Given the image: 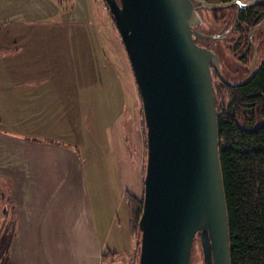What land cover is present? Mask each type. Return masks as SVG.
<instances>
[{
    "label": "crops",
    "instance_id": "1",
    "mask_svg": "<svg viewBox=\"0 0 264 264\" xmlns=\"http://www.w3.org/2000/svg\"><path fill=\"white\" fill-rule=\"evenodd\" d=\"M34 9L0 21V182L8 209L0 228L6 219L15 226L12 264H103L107 249L121 254L133 241L118 215L101 236L79 143L88 142L92 94L112 65L97 53L99 23L90 16L91 30L77 32L73 18Z\"/></svg>",
    "mask_w": 264,
    "mask_h": 264
},
{
    "label": "water",
    "instance_id": "2",
    "mask_svg": "<svg viewBox=\"0 0 264 264\" xmlns=\"http://www.w3.org/2000/svg\"><path fill=\"white\" fill-rule=\"evenodd\" d=\"M105 1L129 55L147 127L140 264H190L197 234L205 264H231L210 63L222 82L243 86L258 52L244 81H228L219 56L198 43L214 38L197 29L198 9L240 10L264 0Z\"/></svg>",
    "mask_w": 264,
    "mask_h": 264
},
{
    "label": "rangeland",
    "instance_id": "3",
    "mask_svg": "<svg viewBox=\"0 0 264 264\" xmlns=\"http://www.w3.org/2000/svg\"><path fill=\"white\" fill-rule=\"evenodd\" d=\"M37 6L45 11L42 15L57 14L73 18L74 30L77 32L91 30L88 26L89 16L98 22L101 51L97 53L100 56L103 54L101 58L104 57L112 65L109 73L106 72L108 80L104 78V82L101 81V87L95 91V94H92L90 112L86 120L90 125V131L83 133L84 139L88 142L83 145L84 148L79 143L80 151L85 155L83 156L92 190L95 218L103 237L102 224L109 227L116 215L119 217L118 222L122 220L128 226L129 213L127 214L126 203L128 193L140 199L144 198L148 146L147 127H144L143 102L136 89L132 66L127 62V59L129 62L130 60L124 42L120 39L119 30L112 23L106 2L103 0H0V21L2 16L23 15L22 11L35 10L34 7ZM25 12L26 14L31 13ZM237 14L238 9L233 6L217 10L204 9L201 11L203 21L198 26V30L206 34L217 36V34L225 33L224 40L213 43V47L222 57V73L225 74L223 76L232 83L246 77L253 56L251 49L248 54L249 60L240 62V55H243L248 44L241 45L243 40L239 42L240 35L234 30ZM259 26L247 35L257 46V67L264 59V21ZM0 27L3 28L1 22ZM1 37L2 34L0 39ZM201 41L199 39V42ZM109 44H113V47L110 48ZM237 45L240 49L234 50ZM2 51L0 41V54ZM115 57L117 58L114 59ZM105 68L106 66H103L101 71ZM91 75L95 76V73ZM98 76L96 75L95 79ZM0 114L4 116L2 111ZM3 125L4 123L0 122L1 128ZM85 145L87 150H85ZM4 189L5 187L0 182V216L2 215L1 209L3 210L1 203ZM141 240L142 235L140 239L138 237V241L141 242ZM132 250H137L135 240L128 251ZM138 251L140 255L141 243ZM128 261V255L121 253V256H118L112 264H128ZM190 264H205L199 237L194 241Z\"/></svg>",
    "mask_w": 264,
    "mask_h": 264
},
{
    "label": "trees",
    "instance_id": "4",
    "mask_svg": "<svg viewBox=\"0 0 264 264\" xmlns=\"http://www.w3.org/2000/svg\"><path fill=\"white\" fill-rule=\"evenodd\" d=\"M206 1L224 3L232 0ZM110 17L118 29L111 12ZM263 21L264 3L240 9L234 21V30L240 35L239 42L243 40L241 45H250L247 35ZM201 40L205 46L215 43V40ZM238 49L240 46L234 47V50ZM138 91L141 97L139 88ZM214 97L228 211L231 264H264V59L252 79L243 86L232 87L215 79ZM126 203L130 236L133 242L135 240L138 250L144 198L128 193ZM14 236L15 226L6 219L0 228V264H12L9 250ZM137 250L123 253L129 257L128 264H140ZM118 256L121 254L107 249L103 254V264H112Z\"/></svg>",
    "mask_w": 264,
    "mask_h": 264
},
{
    "label": "flooded vegetation",
    "instance_id": "5",
    "mask_svg": "<svg viewBox=\"0 0 264 264\" xmlns=\"http://www.w3.org/2000/svg\"><path fill=\"white\" fill-rule=\"evenodd\" d=\"M197 5V4H196ZM234 7H236L237 9H238V7L237 6H234ZM204 9H206V8H202V7H199V9H198V12H199V14L201 15V11L202 10H204ZM239 12V11H238ZM220 31V30H219ZM218 31V32H219ZM225 32V31H224ZM229 32H227V34H228ZM224 36H225V33H222V35H220V34H217V36H215V39H213V40H215V43L216 42H221V41H223L224 40ZM251 37H248V41H249V46L248 45H246V50H245V52L243 53V55H240V62H242V61H244V62H247L248 60H249V53H250V50L252 49L253 50V56H252V59L250 60V65H249V69H248V72H247V75H246V77L244 78V79H241V80H239V81H235V82H241V81H243V80H245L246 78H247V76H248V74H249V70H250V68H251V66H252V63H253V60H254V57H255V47H257L256 45H255V43H254V41L252 42L251 41V39H250ZM218 40V41H217ZM214 43V44H215ZM200 45H202V46H205L202 42H200L199 43ZM207 47H211V49L219 56V58H220V65H221V71H222V63H223V60H222V57H221V55L219 54V52L218 51H216V49L213 47V44L212 45H209V46H207ZM257 62H258V55H257V59H256V66H255V70H254V72L256 71V69H257ZM210 66H211V72H212V78H213V81L215 80V79H220V77L218 76V74H217V72H216V70L214 69V66H213V64H212V62L210 63ZM224 76H225V74L224 73H222ZM217 76V78H216V76ZM227 78V77H226ZM197 237H199L200 238V236H199V234H197L196 236H195V239L197 238ZM195 239H194V241H195Z\"/></svg>",
    "mask_w": 264,
    "mask_h": 264
}]
</instances>
